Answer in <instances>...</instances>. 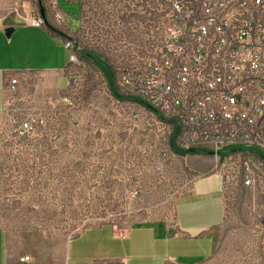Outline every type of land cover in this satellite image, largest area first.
I'll list each match as a JSON object with an SVG mask.
<instances>
[{"label":"rangeland","instance_id":"374dc122","mask_svg":"<svg viewBox=\"0 0 264 264\" xmlns=\"http://www.w3.org/2000/svg\"><path fill=\"white\" fill-rule=\"evenodd\" d=\"M104 1L88 0L96 6L90 11L105 6ZM40 6L41 0H0V23L16 18L27 36L46 33L45 28L52 27L56 35L51 44L58 50L51 55H59L63 67L70 63L65 40H74L81 49L79 62L63 72L55 94L40 95L37 90L32 111L33 117L44 120L35 129L72 136L64 139L73 143L62 147L58 156L35 148L26 153L11 150L4 185L0 184V261L3 235L8 254L17 264H23L21 259L27 256L31 264H61L65 243L86 228L112 222L131 227L150 217L159 218L165 212L166 196L181 194L180 177L184 174L176 166L182 157L169 158L173 151L158 118L136 102L116 99L103 73L84 54L91 52L105 59L114 69L119 88L122 66L146 58L151 45L163 42L166 5L163 12L151 17L126 18L127 5L122 3L114 10L113 23L79 24L76 20L71 21L74 30L56 24L27 27L17 13L26 15ZM61 6L78 19L77 7L65 0ZM100 30L106 38L93 34ZM39 78L42 83L44 78ZM64 98L71 104H64ZM192 158L212 172L210 159ZM251 195L228 196L232 225L242 224L244 218L251 224L264 220L260 216L264 214V196Z\"/></svg>","mask_w":264,"mask_h":264},{"label":"built area","instance_id":"2783aa9c","mask_svg":"<svg viewBox=\"0 0 264 264\" xmlns=\"http://www.w3.org/2000/svg\"><path fill=\"white\" fill-rule=\"evenodd\" d=\"M65 1L78 8V19L63 10L61 0H41L40 8L17 15L32 28L56 24L73 29L71 21L76 20L113 23L114 10L122 3L127 5L126 18L151 17L166 5L163 42L151 45L146 58L122 66L120 93L151 108L166 129L173 151L169 158L210 159L227 204L228 196L241 188L264 194V0H105L97 11H90L96 6L88 0ZM93 34L106 38L104 30ZM65 48L69 65L78 63L81 49L74 40H65ZM40 78L21 72L6 80L10 121L0 126V142L14 133L26 137L44 123L32 114ZM71 83L67 80L68 87ZM62 101L71 104L69 98ZM189 150L195 152L178 153ZM230 151H238V158H230ZM187 186L182 185L181 193ZM110 224L116 237L127 238V223ZM21 263L32 260L27 256Z\"/></svg>","mask_w":264,"mask_h":264},{"label":"crops","instance_id":"0c3cea01","mask_svg":"<svg viewBox=\"0 0 264 264\" xmlns=\"http://www.w3.org/2000/svg\"><path fill=\"white\" fill-rule=\"evenodd\" d=\"M21 27L16 18L0 23V126L10 121L5 94V82L10 76L21 72L39 74L44 78L37 88L39 94L53 95L69 65L63 67L65 62L59 61V55H51L58 47L51 44L55 34L49 28H45L47 34L40 32L27 36ZM7 28L15 29L11 38L6 36ZM35 62H54L55 65L35 67L32 65ZM25 86L22 81L21 93ZM64 137L72 136L35 130L26 137H16L14 133L8 140L3 138L0 184L4 185L5 168L9 165L12 149L26 153L35 148L58 156L62 147L73 143ZM192 157L204 158L182 156L176 166L184 173L180 177L182 183L188 186L181 194L170 196L172 199L166 196L164 214L133 224L125 239L116 237L110 223L86 228L65 243L61 264H264V220L251 224L244 218L242 224L232 225L220 178L209 166ZM252 193L264 196L249 188H241L236 196H252ZM245 216L247 214L243 213ZM260 216L264 218V214ZM1 241L0 264H17L8 254L3 235Z\"/></svg>","mask_w":264,"mask_h":264},{"label":"trees","instance_id":"16d2710c","mask_svg":"<svg viewBox=\"0 0 264 264\" xmlns=\"http://www.w3.org/2000/svg\"><path fill=\"white\" fill-rule=\"evenodd\" d=\"M50 31L55 34V30L50 27ZM56 35V34H55ZM85 55H87V57H89L93 63L99 68V70L103 73V75L105 76L106 80L108 81L109 84V88L111 91V94L118 100L120 101H130V102H137L138 104L142 105L143 107H145L146 109H148L149 111H152L151 108H149L148 106H146L141 100L134 98V97H128V96H124L120 93L119 88L117 87V83H116V78H115V72L114 69L112 68V66L102 57L93 54L91 52H84ZM195 151L193 150H189L186 152H179V154L182 155H186V154H192ZM202 153H207V152H202Z\"/></svg>","mask_w":264,"mask_h":264},{"label":"water","instance_id":"95a60500","mask_svg":"<svg viewBox=\"0 0 264 264\" xmlns=\"http://www.w3.org/2000/svg\"><path fill=\"white\" fill-rule=\"evenodd\" d=\"M15 32V29L14 28H7L6 30H5V33H6V36L8 37V38H11V36H12V34Z\"/></svg>","mask_w":264,"mask_h":264},{"label":"bare ground","instance_id":"6f19581e","mask_svg":"<svg viewBox=\"0 0 264 264\" xmlns=\"http://www.w3.org/2000/svg\"><path fill=\"white\" fill-rule=\"evenodd\" d=\"M230 158H238V151H230Z\"/></svg>","mask_w":264,"mask_h":264}]
</instances>
